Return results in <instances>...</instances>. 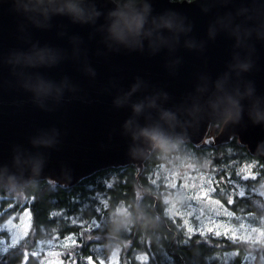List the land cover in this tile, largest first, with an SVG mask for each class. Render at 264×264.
<instances>
[{"label": "water", "instance_id": "water-1", "mask_svg": "<svg viewBox=\"0 0 264 264\" xmlns=\"http://www.w3.org/2000/svg\"><path fill=\"white\" fill-rule=\"evenodd\" d=\"M233 134L264 159V0H0V184H74Z\"/></svg>", "mask_w": 264, "mask_h": 264}, {"label": "trees", "instance_id": "trees-1", "mask_svg": "<svg viewBox=\"0 0 264 264\" xmlns=\"http://www.w3.org/2000/svg\"><path fill=\"white\" fill-rule=\"evenodd\" d=\"M114 1L134 6L141 0ZM227 117L212 124L207 138L220 133L217 127ZM183 154L187 157L181 161ZM193 159L210 179L212 196L232 215L230 220L264 230V196L253 192L264 183L261 156L252 154L235 134L218 144L167 139L141 165H111L74 184L49 177L1 183L0 223L29 211L31 231L22 243L0 251V264H42V240L58 242L61 250L66 246L72 253L64 257L66 264H253L257 252L247 240L202 233L195 218L189 225L173 209L174 199L183 208L196 203L177 199L166 170ZM246 162L251 163L250 172L242 167Z\"/></svg>", "mask_w": 264, "mask_h": 264}, {"label": "rangeland", "instance_id": "rangeland-1", "mask_svg": "<svg viewBox=\"0 0 264 264\" xmlns=\"http://www.w3.org/2000/svg\"><path fill=\"white\" fill-rule=\"evenodd\" d=\"M218 128L221 132L222 127L219 126ZM186 157L187 155L183 154L180 160L183 161ZM250 164L246 162L242 167L247 172H250ZM166 176L171 186L176 188L179 201L186 200L188 203H196L192 207L183 208L176 204L175 199L172 200L171 204L177 215L182 217L185 215L189 225L193 224V218H195L202 233L213 231L218 234H231L232 237L247 240L246 242L250 243L249 245L257 252V257L253 259V264H264V247L262 245L264 230L253 225H238L230 220L232 215L212 196L210 179L204 175V171L197 159L188 160L180 168L172 167L167 169ZM253 192H258L264 196V183L253 189ZM23 213L15 214L6 222L0 223V251H5L13 245L22 243L31 231V214L29 211H24ZM3 232H7V237ZM65 248L67 247L65 246ZM65 248L61 250L58 242L49 241L46 243V241L42 240L41 244L39 243V251L44 252L42 254V264H66L64 257L72 253L65 250ZM68 264L73 263L69 261Z\"/></svg>", "mask_w": 264, "mask_h": 264}, {"label": "clouds", "instance_id": "clouds-1", "mask_svg": "<svg viewBox=\"0 0 264 264\" xmlns=\"http://www.w3.org/2000/svg\"><path fill=\"white\" fill-rule=\"evenodd\" d=\"M143 26H144L143 18L136 17V18H133L131 20L125 19L123 26H121L120 23L117 22L115 25H113L112 31H113V33L117 39L126 42L125 30H127V32L133 34V36L138 37L140 32H141V29H143ZM162 26H166V27L171 28L172 23L168 20H164ZM148 35H151V33H148ZM134 107H135V110L137 112H139L141 105L137 104Z\"/></svg>", "mask_w": 264, "mask_h": 264}]
</instances>
